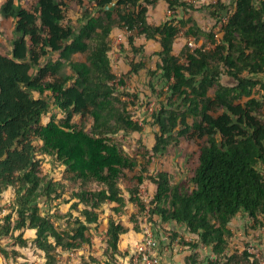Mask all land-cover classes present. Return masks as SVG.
Returning a JSON list of instances; mask_svg holds the SVG:
<instances>
[{"label": "trees", "instance_id": "trees-1", "mask_svg": "<svg viewBox=\"0 0 264 264\" xmlns=\"http://www.w3.org/2000/svg\"><path fill=\"white\" fill-rule=\"evenodd\" d=\"M75 1L82 6V0H32L27 7L6 0L0 9L13 22L11 51L0 52V196L10 187L15 191L11 211L0 217V256L15 258L19 252L9 245L32 243L45 254L46 264H56L59 250L73 252L90 244L88 232L98 223L103 204L114 203L115 213L125 212L120 184L125 170L139 163L125 154L116 137L141 132L143 125L129 108L134 95L120 88L145 64L131 61L130 71L121 77L113 72L112 33L123 27L160 45L157 71L166 90L152 114L158 126L153 153L164 155L182 139L202 140L189 183H172L166 172L148 175L157 187L153 198L148 205L141 199L139 178L131 202L147 211L149 220L158 217L196 235L191 243L174 231L170 243L208 248L213 257L206 264H264L249 248L242 254L229 252L232 219L239 213L253 219L264 215L263 102L255 96L258 87L264 90L257 78L264 74V0H235L232 11L217 0L211 14L222 23L219 34L204 32L193 17L180 21L189 25L186 36H205L210 47L185 46L178 55L174 44L179 26L172 20L153 25L147 16L158 1L175 10L187 7L184 0H88L90 8H83L78 28L68 15ZM112 2L114 11L106 10ZM129 43L135 53L140 51L133 34ZM49 54L57 58L43 61ZM77 54L85 60H76ZM66 66L72 74L63 76ZM224 74L234 85L222 83ZM50 97L65 117L43 125ZM39 152L64 166V182L41 176ZM69 185L77 187L72 190L75 201L69 212L56 216L74 218L72 230H64L40 204L60 198ZM79 205L84 208L73 217L71 211ZM27 230L34 231L32 239L24 236ZM128 232L110 218L103 262L92 257L83 264H122L119 258L126 256L120 241ZM186 262L197 264L195 254Z\"/></svg>", "mask_w": 264, "mask_h": 264}, {"label": "rangeland", "instance_id": "rangeland-1", "mask_svg": "<svg viewBox=\"0 0 264 264\" xmlns=\"http://www.w3.org/2000/svg\"><path fill=\"white\" fill-rule=\"evenodd\" d=\"M6 0H0V9ZM20 2L27 7L32 0H14ZM80 6L78 1L72 2L69 6L68 15L75 28L80 26V19L83 13V8H90L88 0H82ZM229 11L234 10L235 0H222ZM187 7H178L175 10L169 9L167 3L158 1L155 5L149 6L147 20L150 24L158 25L166 20L175 21L179 26L180 32L174 44L175 54H180L181 50L188 45V41L193 39L195 46L210 47V42L205 36L199 39L186 36L188 26H184L180 21L186 20L188 17H193L204 32H216L219 34L222 23H217V19L211 14L213 10L211 5L217 0H184ZM116 7V5H115ZM223 21L225 17H223ZM13 22L5 20L0 12V52L9 54L13 40ZM133 34L134 45L140 48L138 53H135L129 43V38ZM191 48V47H190ZM194 48V47H192ZM160 45L155 40H147L144 36L131 33L125 28L117 27L112 33V49L110 51V59L113 72L121 77L128 74L131 69L130 62H143L145 67L137 74H131L126 77L125 87H121L133 94L130 99L134 105H130V111L133 114L134 120H137L143 125L141 132H132L130 134L120 133L117 135V140L125 154L139 163V166L134 170H125V177L121 181L122 194L126 201L125 212L117 214L114 208L117 207L114 203H106L98 210L99 221L97 224L90 226L88 236L90 244H85L77 251H62L57 254L56 264H83L89 258H96L103 262V253L106 247V231L110 218L121 222L129 229V232L121 237L120 249L125 253L126 257L119 258L122 264H134V259L137 251V245L146 236L153 237L158 242V253L161 256L160 264H188L186 257L195 254L197 264H206L208 257H213L208 248L200 246L197 249L182 245L180 241L170 243V233L177 231L180 237L187 242L193 243L197 240L196 235L188 232L183 225L163 224L158 217H154L153 221L149 220L147 211L140 212L138 207L131 202L132 189L138 185L139 178H143V183L140 185L139 196L149 204L156 192V185L149 179L148 175H156L158 172H166L170 175L172 183H189L192 177L193 168L197 163V153L202 144V140L198 138L182 139L177 147H169V150L164 155H155L152 148L155 144V133L158 131V126L153 123L152 114L160 106V102L164 99L160 92L166 90V87L160 79V71H157ZM47 58L56 59L57 54H49L42 60ZM76 60L84 61L85 56L77 54ZM157 72L153 75L151 72ZM69 67L62 70V75H71ZM259 80L264 82V74L257 76ZM222 83L225 85H234L233 80L224 74ZM255 96L263 102V108L260 111V117L264 120V90L258 87ZM124 100H129L124 97ZM50 110L42 116L41 123L46 125L52 118L56 121H62L65 115L54 104L53 98L50 97ZM79 121V118H75ZM87 126H89L87 124ZM37 146L41 142L36 143ZM40 161L41 176L53 181L64 182V166L60 164L56 158L41 154L37 155ZM76 185H69L66 191L60 198L53 200L51 203H42L41 207L44 211L52 215L56 225L64 230H72L74 218L66 217L59 220L58 215L69 212L71 205L75 201L72 198V190L76 189ZM96 188L95 185L90 187ZM15 200V191L12 187L8 188L0 196V217L8 214ZM83 205L78 206V210H73V217L80 215ZM136 215V220H132V216ZM83 218V217H82ZM230 228L233 231V237L230 240L229 252H237L242 254L248 248L257 254L264 261V215H259L257 219H253L245 213H239L230 222ZM26 238H33L34 231L27 230L24 232ZM6 244V240H2ZM15 249L19 255L8 260L0 256V264H46L45 254L38 250L32 243L27 247H19L9 245V249ZM127 254V255H126ZM189 264H192L189 262Z\"/></svg>", "mask_w": 264, "mask_h": 264}, {"label": "built area", "instance_id": "built-area-1", "mask_svg": "<svg viewBox=\"0 0 264 264\" xmlns=\"http://www.w3.org/2000/svg\"><path fill=\"white\" fill-rule=\"evenodd\" d=\"M188 45L196 48L195 41L190 39ZM199 47V46H198ZM158 242L151 236H146L137 245V251L134 259V264H160V257L157 253ZM252 252L251 250H249Z\"/></svg>", "mask_w": 264, "mask_h": 264}, {"label": "water", "instance_id": "water-1", "mask_svg": "<svg viewBox=\"0 0 264 264\" xmlns=\"http://www.w3.org/2000/svg\"><path fill=\"white\" fill-rule=\"evenodd\" d=\"M116 2H112L111 4H108L105 9L109 11H114Z\"/></svg>", "mask_w": 264, "mask_h": 264}]
</instances>
